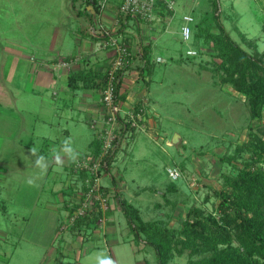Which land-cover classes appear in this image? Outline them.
<instances>
[{"label":"rangeland","instance_id":"obj_1","mask_svg":"<svg viewBox=\"0 0 264 264\" xmlns=\"http://www.w3.org/2000/svg\"><path fill=\"white\" fill-rule=\"evenodd\" d=\"M60 1L66 10L71 8V0H67L68 4L65 0H23V7H38L36 4L40 2L45 9L43 12L48 13L47 9L57 8ZM218 1L219 19L232 38L252 53L264 50V0ZM74 2L78 7L81 0ZM16 5H21L20 0H0V41L8 34L22 37L20 30L7 29L11 18L7 13ZM202 5L207 9L203 24L216 30L211 0H175L166 27L168 31L162 32L163 39L175 50L195 47L197 55L191 57L197 60L184 64L181 69L178 65L172 66L170 59L165 57V50L161 51L166 64L171 67L170 75L157 90L160 100L155 108L161 138L156 140L148 135L143 129L144 121L142 127L136 128L134 140H130L131 131L128 129L124 132L120 127L115 131V146L120 151L111 170L118 183L126 184L124 195L139 207L143 219H167L169 215L174 226L180 224L188 207L216 210L219 200L216 190L224 185V175H235L244 162L254 158L255 141L258 137L264 139V111L258 119L251 118L244 94L234 89L229 81L221 79L223 69L218 67L220 59L213 50L212 41L206 38L194 40L192 36L182 38L183 14ZM69 10L74 15L63 16L64 25L87 20L84 13L75 14V7ZM4 103V100L0 101V264H95V255L101 251L113 256L116 264H156L154 249L144 240H134L140 248L138 251L133 249V242L128 238L127 220L120 208L115 209L110 217L118 230L117 242L105 243L99 230L100 236L92 235L84 243L78 236V246L68 248V242L61 238L70 232L58 229L66 220V212L61 206L59 193L55 192L65 183L66 174L58 165L55 168L61 170L59 173H41L34 165L35 157L30 148L7 140ZM35 106L31 104L32 108ZM33 117H37L36 114H27L26 120L31 122ZM175 133L184 141L167 143ZM23 137L27 138L26 133ZM125 138L129 142L127 150L122 147ZM40 143L37 140L32 146L38 147ZM75 144L85 147L81 139ZM37 154L40 155L39 151ZM218 155L232 160H220ZM261 164L254 162V165ZM174 165L180 171L176 179L167 172V166ZM103 173L105 171L100 175ZM28 177H37V186H29L25 182ZM110 178L111 175L103 174L101 182L109 183ZM75 182V188H80L79 174ZM173 185L177 189H172ZM143 186L146 189L136 194L135 190ZM68 199L69 203H75L70 196ZM109 202L110 199L107 209ZM51 204L56 206L51 207ZM187 261V252L174 254L170 260L173 264H187Z\"/></svg>","mask_w":264,"mask_h":264},{"label":"crops","instance_id":"obj_2","mask_svg":"<svg viewBox=\"0 0 264 264\" xmlns=\"http://www.w3.org/2000/svg\"><path fill=\"white\" fill-rule=\"evenodd\" d=\"M65 1L68 4L67 0ZM118 1L107 0L101 7L100 0H96L99 7L95 8L94 0H81L78 7L71 0L69 9L75 7V14L78 15L82 13H78L77 10L84 11L87 20L84 22L77 20L75 24L67 25L62 23L63 16L71 17L74 13L63 8L62 1L58 3L57 8L50 7L47 9L48 13H44L45 9L39 4L40 2L36 4L38 7L24 8V2L20 0L21 5H16L14 9L11 6L7 13L10 14L9 17L11 16L7 29L20 30L22 35L17 38L18 34H8V37L0 41V101H5L7 140L25 144L28 148L32 147V143L40 140L41 143L37 145V149L40 155L45 156L49 161L48 173L61 172L55 168L57 164L54 161L53 149H59L65 138L71 139L73 147L79 152L78 159L87 157L99 149L98 130L103 125L101 88L90 80L83 81L81 78L76 80L77 85L73 87L69 83V78L75 71L81 69L84 73H93V75L106 71L113 57L114 48L109 45L101 46V40L107 39L108 35H116L129 44L133 52V59L125 69L120 84V113H124L126 109L134 105H143L145 107L143 129L156 140L161 138L160 130L157 129L158 112L155 108L160 100L157 90L164 83V78L166 79L170 75L171 68L166 64V58L170 59L172 66L178 65L181 69H184V64H192L197 60L191 57L197 55L196 53H194L195 55L187 53L188 49L195 50V47H189L185 51L182 47L179 51L175 50L172 44L163 39L162 32L168 31L167 26H160L155 21L145 22L142 19L129 16L124 19L123 28L119 29L120 20H116L115 12ZM205 8L202 5L194 8L195 10L193 9L192 12L185 13L193 17L191 36L194 40L196 39L194 33L198 28L197 22L204 23L203 16H206L207 12ZM184 23L183 19L182 24ZM106 34L107 36H104ZM201 38L203 37L198 40ZM163 49L166 52L165 59L161 54ZM140 50L141 52L146 51L144 52L146 53L145 57L142 56ZM158 56L159 60H157ZM62 61H67V63L63 64ZM80 77L82 76L80 75ZM33 103L37 107L32 108L31 104ZM27 114H36L37 117H33L29 122L30 119L26 120ZM26 121L29 122L30 127L26 126ZM130 131L131 137L129 138L134 140L137 136V129H130ZM25 133L26 139L23 137ZM78 139L85 142L84 148L76 146L75 143L78 142ZM126 140L128 139L125 138ZM179 140L184 141L178 135L176 142ZM171 142L173 141L167 140V143ZM128 146L129 142L127 141L122 144V147H125L124 150H127ZM116 151L109 170L103 173L111 175V181L102 183L101 176L103 174H99L98 177L101 186L106 187L109 191L107 193L110 195L108 198V200L110 199L109 208L107 209V204H100L102 218H98L95 226L86 231L79 228L73 229L72 223L68 221L69 208L73 206V202H68V197L70 196L71 200L74 199V202L77 203L81 193V186L78 189L75 188L77 185L75 181L80 170L75 166L76 161L71 162L67 158L62 166L58 165V168L66 174L65 183L61 184L60 182L61 186H58L55 191L59 193L61 206L66 212V220L59 224L58 229L70 232V235L66 234V237L62 236L61 238L68 242L67 246L70 249L78 246L76 243L78 236L84 243L88 242L92 235H94L93 237L100 236V232L105 243L112 242L113 244L118 241L116 223L114 219L110 218L114 214V210L119 209L117 197L113 196V192L117 191L119 196L126 198L124 195L126 184L118 183L111 170L120 150L117 148ZM14 156L16 157V155ZM112 177L115 178V182L112 181ZM145 189L146 186H143L135 192L138 194L140 190ZM172 189H177V186L173 185ZM130 202L132 203V201ZM51 205V207L56 206ZM105 224L106 226H104ZM99 230L101 231L99 232ZM128 238L133 242V249L138 251L140 247L135 243L130 228ZM69 239L71 240L69 241ZM140 262L144 263V261Z\"/></svg>","mask_w":264,"mask_h":264},{"label":"trees","instance_id":"obj_3","mask_svg":"<svg viewBox=\"0 0 264 264\" xmlns=\"http://www.w3.org/2000/svg\"><path fill=\"white\" fill-rule=\"evenodd\" d=\"M94 6L99 7L96 0ZM211 8L217 29H211L199 21L194 35L196 34L197 40L203 37L212 41L213 50L220 59L218 67L223 69L221 79L229 81L234 89L244 94L249 105L250 117L258 119L264 111V50L259 53L255 50L252 53L245 49L232 38L220 21L219 1L211 0ZM77 12L84 13L80 10ZM129 16L118 15L119 29L123 28L124 19ZM144 52L141 53L145 57ZM79 78L83 81L90 80L102 88L106 82V71L93 75L84 73L82 69L77 70L69 78L70 85L76 86V80ZM119 89L120 81H117L115 100L121 97ZM134 107L137 108L138 105ZM125 124L128 127L129 124L127 122ZM255 142L254 158L244 162L235 175H224V185L216 190L219 197L216 210L206 211L197 206L188 207L178 226L170 223L169 215L167 219L144 220L137 206L119 196L117 191L113 192L134 240L136 242L144 240L153 247L156 264H173L170 260L174 254L180 255L184 252L188 255L187 264H264V139L258 137ZM116 150L117 147L114 145L112 151L105 156L104 171L109 170ZM218 158L232 160L231 157L224 155H218ZM254 162L262 164L254 165ZM85 175V170L79 171L82 180L79 200L84 199L88 189L84 181ZM112 181L115 182L114 177ZM101 189L106 195L109 192L104 186H101ZM79 204L80 202H77L69 208V215ZM100 215H102L100 203L94 199L86 212L74 219L71 227L86 231L95 226Z\"/></svg>","mask_w":264,"mask_h":264},{"label":"built area","instance_id":"obj_4","mask_svg":"<svg viewBox=\"0 0 264 264\" xmlns=\"http://www.w3.org/2000/svg\"><path fill=\"white\" fill-rule=\"evenodd\" d=\"M106 1L100 0L101 7L105 5ZM174 3L175 0H119L115 10L116 20L119 21V14L130 15L145 22L155 21L164 27L170 21ZM183 19L185 23L181 26L182 38L188 39L191 37L190 22L193 17L190 14H185ZM100 45H109L114 48L113 57L106 69V82L100 91V101L103 105V125L98 130L100 148L97 152L77 159L75 162L78 170L86 171L84 181L88 189L85 192L84 199L78 200L80 202L78 207L70 215L68 214L69 223H73L77 216L83 215L93 204L94 199H97L100 204H107L108 195L101 189L98 177L106 167L105 156L112 151L115 145V131L120 127L124 132L127 129L130 131L131 127L134 129L142 127L145 119V107L143 105H139L137 108L133 106L126 109L124 113H120V100H115L116 83L117 81H120V84L122 83L126 69L124 66L130 64L133 59V52L129 44L116 35H108L107 39L100 41ZM187 53L194 54L195 50L188 49ZM159 59L158 56L157 60ZM62 63L66 64L67 61H62ZM126 122L129 124L128 127L125 124ZM167 172L173 179L180 176V171L176 166L168 167Z\"/></svg>","mask_w":264,"mask_h":264},{"label":"clouds","instance_id":"obj_5","mask_svg":"<svg viewBox=\"0 0 264 264\" xmlns=\"http://www.w3.org/2000/svg\"><path fill=\"white\" fill-rule=\"evenodd\" d=\"M29 151L31 155L35 157V167L39 168L41 170V173L46 172L49 166L48 159L43 155L37 154L38 149L36 146H32ZM53 154L55 163L60 166L63 165L65 158H67L71 162H75L79 157V152L76 150V148L73 147L70 138H65L59 149L54 148ZM36 179L37 177H28L25 182L29 186H37ZM95 264H116V261L114 257L109 255L106 251H101L96 253L95 255Z\"/></svg>","mask_w":264,"mask_h":264},{"label":"water","instance_id":"obj_6","mask_svg":"<svg viewBox=\"0 0 264 264\" xmlns=\"http://www.w3.org/2000/svg\"><path fill=\"white\" fill-rule=\"evenodd\" d=\"M177 140H178V134L175 133V134L173 135L172 141L175 142V141H177Z\"/></svg>","mask_w":264,"mask_h":264}]
</instances>
